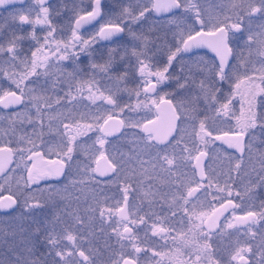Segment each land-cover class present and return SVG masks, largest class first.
I'll return each mask as SVG.
<instances>
[{
	"label": "flooded vegetation",
	"instance_id": "obj_1",
	"mask_svg": "<svg viewBox=\"0 0 264 264\" xmlns=\"http://www.w3.org/2000/svg\"><path fill=\"white\" fill-rule=\"evenodd\" d=\"M13 1L0 5V25L9 13L10 30L23 38L21 49L30 45L32 59L38 53L67 54L77 63L76 70L63 74L65 80L61 66L51 76V65L31 64L24 87L50 88L58 99L33 100L29 108L42 127L34 122L32 133L27 127L30 135L21 139L24 145H8L12 160L5 171L13 191L0 195L11 194L15 206L0 214L13 211L23 199L25 229L35 240L33 262L264 264V240H254L251 231L264 232V160L253 158L264 151V0L244 1L239 12L223 2L208 16L185 6V0H176L174 10L158 16L153 0ZM90 13V21H78ZM108 25L123 31L100 34ZM199 31L204 34L198 41L186 42ZM111 49L121 60L113 61ZM111 62L124 77L120 113L137 119L126 127L129 140L138 138L143 147L115 160L104 153L94 158L96 138L116 140L125 131L119 113L110 111L105 117L122 120L119 134L99 133L105 117L95 122L96 132L94 121L77 120L70 124L76 130L73 140L56 148L51 135L58 118L48 111L49 104L77 102L89 114L83 87L106 80ZM165 69L166 78L155 75ZM40 76L45 79L36 81ZM56 84L64 91L53 88ZM14 91L21 95L20 105L0 107L9 114L24 104L23 87ZM102 101L112 103L108 96ZM185 113L193 125L187 129ZM160 114L164 118L156 122ZM145 121H154L153 130L141 128ZM198 153H203L199 172L194 167ZM101 156L113 166L108 175L94 171ZM50 161L60 164L58 174L46 166ZM216 207L222 209L217 226L207 230L204 221ZM35 209H40L38 216ZM255 241L261 257L253 255Z\"/></svg>",
	"mask_w": 264,
	"mask_h": 264
},
{
	"label": "rangeland",
	"instance_id": "obj_2",
	"mask_svg": "<svg viewBox=\"0 0 264 264\" xmlns=\"http://www.w3.org/2000/svg\"><path fill=\"white\" fill-rule=\"evenodd\" d=\"M244 1L249 0H185V6L190 5L193 10H200V12H204L205 10V14L208 16L209 12L213 9L214 6L218 4H224L223 2H228L231 5L230 8L233 12H235V9H237V12H239L242 8V5L246 4V2ZM7 15L10 14H6L4 24L0 25V94L3 92V86L8 85L9 83H15L16 85L23 87V90H25L23 94L24 104L21 108L10 114L8 117H14L15 119H18L21 123H23V125L26 124L29 127L28 130L30 131V133H32V130L35 127V123L32 121L33 112L32 109L29 108L30 105H32V103H34V101L36 100L40 101L47 98L48 101H54L58 99V97L54 95V93H52V90H50V88L46 89V91H44V89L42 88H40L39 90L37 86H34L32 88H25L24 86L26 85V83L23 82L30 79V76L26 75V72H28L26 70H28V68H31V64H36L37 61L40 65V68L42 69H45V65H51L50 68L52 70L47 71V74L51 76L54 75V72L57 74L56 69L59 68H57L56 66H61L63 71H60V73H62V75H68L69 73H72L74 70H76L75 67H77V63H75L67 54H61L60 56L54 58L53 56H43L42 54L38 53L37 56L35 55L34 59H32L33 53H29L27 48H20V43L23 38L18 32H15V28L10 30V28L12 27V23L11 21H9ZM258 15L259 14H257V16ZM112 50L113 49H111V58H113V61L114 59L116 61L121 60L122 55H115L112 53ZM23 56H25L26 59H23ZM30 59L32 60L31 62ZM22 64H26V66H22ZM113 65L114 64L111 62L112 71H109V75L106 80L99 82L95 80L93 81L92 86L89 85L88 87H83L79 84V86L77 87L78 89H82L83 87V91H85L84 96L88 97L90 100L87 106L90 110L89 114L86 115L83 112L85 107L83 109H80L79 104H76L77 102H75V104H71V102H57L54 104H49L50 109L48 111L52 112L53 115H57L58 118L52 121L55 122V125L52 126L53 133L51 135L52 144H54L56 148L59 147L60 149H63V145H65V143L73 140L71 138L75 136L76 130L75 127L70 126V124H73L74 121L78 120L79 123H91L93 121L99 123L110 111H116L119 113L120 117L123 120L125 131H123V133L116 140L96 138L92 145L95 152L94 158H96L100 153H104L109 157V159L115 160L126 151H130L131 153H138L139 151H137L136 149H140L143 147L138 138L135 140L131 139V141L129 140L130 138H132V136L128 134L127 128L136 123L137 119L135 117H131V115L128 113H120V110L123 106L120 96L124 77L122 75H118L117 70H113ZM43 79L45 78L40 76L36 78V81H41ZM63 79L65 80L64 75L62 76V80ZM53 88L59 87L56 84V86ZM59 89L62 92L65 88ZM47 91L52 94L49 95ZM87 93H89V95ZM47 94L48 96H46ZM204 94L205 93H200L199 95L204 96ZM105 96L111 98V105L107 106L103 103L102 99ZM44 101L45 100H43L42 102ZM75 108H78V110H76ZM3 118V116H0V123L4 121L2 120ZM192 126V124H189L188 116L185 113V129ZM21 128L22 129L20 132L22 134L24 133L23 130L26 129H23V127ZM28 130L27 135H30ZM9 134V131L7 133L5 131V128L0 129V139L7 138ZM34 136V139L37 140L38 134ZM126 138L127 140L124 141ZM13 139L15 140V138ZM21 139L22 138H16V141L18 140L17 142L20 147L26 142L25 140ZM75 141L78 143V140ZM253 158L254 160L258 161L264 160V151L255 152V156H253ZM34 159V161L37 162L43 161L42 157H35ZM128 159L134 160L135 158L134 156H131ZM137 159L142 158L137 157ZM135 164L138 163L135 162ZM132 165H134V163ZM4 185L7 186V184ZM33 212L34 215L38 216L40 209H35ZM25 216L26 207L21 197L18 198V205L13 211L5 214H0V264H36V262H33V260L36 259L35 240L34 237H32L31 232H27V229H25ZM251 231L253 236L252 238L254 240H264V232H259V229L256 230V228H252ZM260 233L263 234L260 236ZM244 234L247 237L251 235L250 233H243V235ZM254 244L255 247H253V250L255 251V253L253 255L261 257L260 248L258 247L256 241Z\"/></svg>",
	"mask_w": 264,
	"mask_h": 264
},
{
	"label": "water",
	"instance_id": "obj_3",
	"mask_svg": "<svg viewBox=\"0 0 264 264\" xmlns=\"http://www.w3.org/2000/svg\"><path fill=\"white\" fill-rule=\"evenodd\" d=\"M11 2H14L13 0H0V5H6ZM177 7V2L176 0H153V13L154 15H161L168 13L171 10H174ZM93 13H90L88 15H84L79 18V22H87L90 21L92 18ZM117 26L114 25H108L105 26L100 34H107L109 31H111V35H117L119 32H116L114 29ZM204 34L203 31H199L197 34L191 36L186 40L188 41H198L201 37L199 35ZM107 103H109V99H105ZM22 102L21 95L17 93L14 90H8L3 92L0 95V107L3 109H10V108H15L20 105ZM162 114L158 116L156 119V122H159L163 119ZM153 122L154 121H145L143 122L141 128L143 130H153ZM175 126V115H173L170 123L167 125L170 130H173ZM122 128V120L115 116V115H109L105 117L99 124L98 126V131L101 135L111 138L113 136H116L117 134L120 133ZM12 152L11 148L8 145L2 144L0 145V174L5 171L7 168L8 164L11 162L12 158ZM203 158V153H198L195 157L194 160V167L196 170L199 172L201 169V162ZM46 166L50 168L54 174H58L60 170V164L56 163L54 161H50L46 163ZM113 166L112 164L108 161V159L105 156H101L100 158L97 159L96 166H95V173L97 175H108L112 172ZM15 206V199L14 197L9 194V193H3L0 195V210H9ZM222 212L221 207H216L214 208L207 218L204 221V225L207 230H214L215 227L217 226V219L219 218L220 214Z\"/></svg>",
	"mask_w": 264,
	"mask_h": 264
},
{
	"label": "trees",
	"instance_id": "obj_4",
	"mask_svg": "<svg viewBox=\"0 0 264 264\" xmlns=\"http://www.w3.org/2000/svg\"><path fill=\"white\" fill-rule=\"evenodd\" d=\"M22 47L24 49H26V48L30 47V45L23 44ZM23 59H26V57L23 56ZM22 66H26V64H22ZM30 69L31 68H28V70H26V71H28V72H26L27 76L29 75ZM21 88L22 87L16 85L15 83H9L6 86L4 85L2 90L4 92V91H7L8 89L19 90ZM9 115L10 114L6 110L0 109V116L4 117L2 119L4 121H2L0 123V129L1 128H5V131L7 133L9 131V133H10L7 138L0 139V145L5 144V145H11V146L13 145L14 147H16L17 144H18V142H17L18 140L16 141V138L25 139L26 137H28L26 130H23L24 133L21 134V132H19V128L23 127V129H26L28 126L26 124L23 125V123H21L18 119H15L14 117H8ZM40 120L41 119L34 118L32 121L37 123L36 127H42V125L39 124ZM95 125H96V123L94 122V125L92 126L94 132H96ZM79 128H81V127H79ZM12 138H15V140L13 139L14 141H12ZM4 184H7V186L4 185ZM17 185H21L22 186V183H18ZM5 191H7V192H12L13 191L12 181H11V179L9 177L8 170L5 171L2 175H0V193L5 192ZM20 191L21 190H19V192Z\"/></svg>",
	"mask_w": 264,
	"mask_h": 264
},
{
	"label": "snow or ice",
	"instance_id": "obj_5",
	"mask_svg": "<svg viewBox=\"0 0 264 264\" xmlns=\"http://www.w3.org/2000/svg\"><path fill=\"white\" fill-rule=\"evenodd\" d=\"M114 30H115L116 32H122V31H123V29L120 28V27H115ZM107 34H108V35H111L112 33H111V31H109ZM90 43H91V42H90ZM196 43L198 44V43H200V42H196ZM207 43H208V46H209V47L215 48V46H216L213 42H207ZM174 55H175V54H173V57H170L169 59H170V60L173 59V58H174ZM170 67H171V64L169 63L168 68H170ZM155 75L158 76V77H160L161 79H164V78L167 77V69H165V70H163V71H158V72L155 73Z\"/></svg>",
	"mask_w": 264,
	"mask_h": 264
}]
</instances>
